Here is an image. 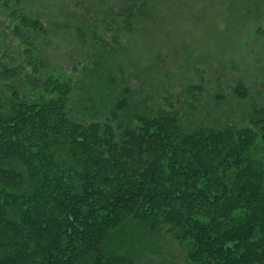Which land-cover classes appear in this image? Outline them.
Listing matches in <instances>:
<instances>
[{"label":"trees","instance_id":"obj_1","mask_svg":"<svg viewBox=\"0 0 264 264\" xmlns=\"http://www.w3.org/2000/svg\"><path fill=\"white\" fill-rule=\"evenodd\" d=\"M219 29L264 63V0H0V264H264V89Z\"/></svg>","mask_w":264,"mask_h":264},{"label":"rangeland","instance_id":"obj_2","mask_svg":"<svg viewBox=\"0 0 264 264\" xmlns=\"http://www.w3.org/2000/svg\"><path fill=\"white\" fill-rule=\"evenodd\" d=\"M216 34L219 35V38L218 39L214 38V39L218 42L219 45H221L223 47L222 50H223V53L226 55V58H228L229 56H231L233 54L234 56H237L239 59L243 60L242 61V67H240V71L237 72L239 70V68L237 67L236 59L233 58L232 60L235 61V66L234 67L237 68V70L230 68V69L227 70V74H225L224 76L228 77V80L232 79L231 77H240L241 76L243 79L248 77V78H250V80L248 81V83L250 85L253 83L254 86L260 87L263 90L264 89V81H262V78H264V63L262 61H258L256 59V57L258 55V50L256 49V46L253 47L251 45L252 40L247 38V43L248 44L245 46V47H247L245 52L241 50L242 47H239V49H237L234 52V49H230L227 46V43H223L222 42V40L227 42V40H225V38L223 37L224 35L222 33V29H219V31L216 32ZM210 43H212V42H208V43L204 42V43H202L198 48L195 49L193 57L197 58L201 54H204L208 50H211L212 48L210 47L211 46ZM229 45H231V44H229ZM249 49L252 50V54L251 55H248L249 54ZM201 59H202V63H203L204 67L207 64H210V63H213V62H218V61H209L210 59L206 55H204V57H202ZM248 63H250V64L247 65ZM181 69H183V68L182 67L178 68L175 65L173 70H172L173 74L177 77V74L178 73L180 74L179 71ZM217 69H218L217 65H212L211 69H208L207 72H211L212 74L216 73L215 75H219V73H221V70L217 72L216 71ZM204 78H206V76H204ZM261 82H263V85L261 84ZM155 260L159 261V259H157L156 257H155Z\"/></svg>","mask_w":264,"mask_h":264}]
</instances>
